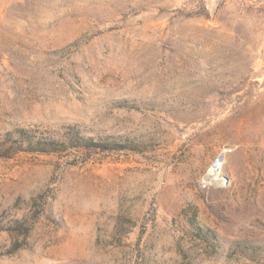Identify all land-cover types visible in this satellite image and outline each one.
I'll return each mask as SVG.
<instances>
[{
    "label": "rangeland",
    "instance_id": "obj_1",
    "mask_svg": "<svg viewBox=\"0 0 264 264\" xmlns=\"http://www.w3.org/2000/svg\"><path fill=\"white\" fill-rule=\"evenodd\" d=\"M22 128L117 145L0 154V264H264V0H0Z\"/></svg>",
    "mask_w": 264,
    "mask_h": 264
},
{
    "label": "trees",
    "instance_id": "obj_2",
    "mask_svg": "<svg viewBox=\"0 0 264 264\" xmlns=\"http://www.w3.org/2000/svg\"><path fill=\"white\" fill-rule=\"evenodd\" d=\"M18 131L17 135H14L13 132L8 133L11 137L17 136L14 142L18 144V147L0 144V154L8 155L12 149L48 153L68 148L108 149L117 145L115 141H111L110 139H96L94 136L71 130L59 137L37 135L33 130L26 128L19 129Z\"/></svg>",
    "mask_w": 264,
    "mask_h": 264
},
{
    "label": "bare ground",
    "instance_id": "obj_3",
    "mask_svg": "<svg viewBox=\"0 0 264 264\" xmlns=\"http://www.w3.org/2000/svg\"><path fill=\"white\" fill-rule=\"evenodd\" d=\"M218 159V158H217ZM223 161V160H222ZM221 163V161H220V158L218 159V160H216L215 162H213V164H212V171L211 172H209L210 174H216V173H218V171H219V166L221 165L220 164ZM220 164V165H219Z\"/></svg>",
    "mask_w": 264,
    "mask_h": 264
},
{
    "label": "water",
    "instance_id": "obj_4",
    "mask_svg": "<svg viewBox=\"0 0 264 264\" xmlns=\"http://www.w3.org/2000/svg\"><path fill=\"white\" fill-rule=\"evenodd\" d=\"M218 1L219 0H215V5H217L218 4ZM222 160V157H220V161Z\"/></svg>",
    "mask_w": 264,
    "mask_h": 264
}]
</instances>
